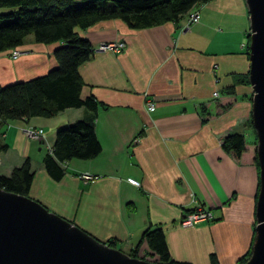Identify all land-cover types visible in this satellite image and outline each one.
<instances>
[{
	"label": "crops",
	"instance_id": "crops-1",
	"mask_svg": "<svg viewBox=\"0 0 264 264\" xmlns=\"http://www.w3.org/2000/svg\"><path fill=\"white\" fill-rule=\"evenodd\" d=\"M77 3L83 0H75ZM197 17L152 26L129 27L120 18L85 28L93 52L78 65L80 97L101 102L96 112L66 107L56 113L0 119V173L29 159V196L97 239L115 240L124 252L145 227L159 225L170 256L189 264H238L254 238L259 168L225 150L222 138L234 131L254 136L253 88L249 81L250 21L245 0H209ZM5 10L0 7V11ZM124 40L119 50L100 44ZM62 41H36L27 34L16 56L0 51V84L26 80L57 66L54 49ZM233 99L213 114L215 96ZM231 92V93H230ZM217 95V96H218ZM218 96V97H219ZM146 100H153L152 108ZM212 112L202 120L200 102ZM94 116L100 150L90 158L71 157L53 178L42 158L51 151L56 130ZM41 127L40 138L23 128ZM96 176L84 179L82 174ZM134 177L139 185L129 183ZM213 218L180 223L196 205ZM138 255L157 257L145 240Z\"/></svg>",
	"mask_w": 264,
	"mask_h": 264
},
{
	"label": "trees",
	"instance_id": "trees-1",
	"mask_svg": "<svg viewBox=\"0 0 264 264\" xmlns=\"http://www.w3.org/2000/svg\"><path fill=\"white\" fill-rule=\"evenodd\" d=\"M206 1L209 0H83L80 3L75 0H0V7L5 9L0 11V51L18 46L27 34H32L39 42L62 41L53 51L57 66L26 80L0 84V119L49 116L66 107L80 106L94 114L102 103L91 94L80 97L83 80L78 72V65L91 56L93 48L75 28H85L108 18H120L133 28L177 22ZM218 96L212 98L215 105L213 114L220 112L233 99L228 94ZM207 102H200L202 120L213 115ZM221 145L236 159L250 160L258 166L255 132L252 139L239 131L230 132L222 138ZM5 147V143H0V148ZM99 150L94 116L90 115L59 127L52 149L44 154L42 163L47 172L58 179L64 172L62 162L71 157L90 158ZM32 177L33 171L26 158L9 174L0 173V187L29 195ZM143 240L157 255L155 261L189 264L170 256L159 225L145 227L137 244L127 253L139 256L138 246ZM106 243L116 247L115 240L110 239ZM251 247L238 259V264L246 260ZM210 259L215 264L213 255Z\"/></svg>",
	"mask_w": 264,
	"mask_h": 264
},
{
	"label": "water",
	"instance_id": "water-1",
	"mask_svg": "<svg viewBox=\"0 0 264 264\" xmlns=\"http://www.w3.org/2000/svg\"><path fill=\"white\" fill-rule=\"evenodd\" d=\"M249 13V81L259 188L255 239L241 264H264V0H245ZM0 264H162L110 246L38 200L0 187Z\"/></svg>",
	"mask_w": 264,
	"mask_h": 264
},
{
	"label": "built area",
	"instance_id": "built-area-1",
	"mask_svg": "<svg viewBox=\"0 0 264 264\" xmlns=\"http://www.w3.org/2000/svg\"><path fill=\"white\" fill-rule=\"evenodd\" d=\"M197 17V10L196 9H191L187 13V24L195 19ZM125 46L124 40H118L116 42H110V43H104L100 44L99 48H111L113 50H119ZM20 50L17 48H11L10 49V56H16L18 55ZM212 95L216 96L218 95L217 90L212 91ZM154 106V101L153 100H146V107L147 108H152ZM23 133L26 137H33V138H40L43 133V129L41 127H32L28 126L23 128ZM82 177L86 180L92 179L96 176H92L89 173L82 174ZM126 180L134 185H139V181L134 178V177H127ZM213 218V213L211 209L206 208L202 206L201 204L196 205L193 209L189 210L188 212L185 213V215L180 219V223L184 226H189L195 222H198L200 220L204 219H211Z\"/></svg>",
	"mask_w": 264,
	"mask_h": 264
},
{
	"label": "rangeland",
	"instance_id": "rangeland-1",
	"mask_svg": "<svg viewBox=\"0 0 264 264\" xmlns=\"http://www.w3.org/2000/svg\"><path fill=\"white\" fill-rule=\"evenodd\" d=\"M255 223H256V217H255ZM254 239H255V231H254V238H253V240H252V244H253V242H254ZM144 258H145V259H148V260H152V261H154V262H157V261H155V259H156L157 257H154V256H150V255L145 256V255H144Z\"/></svg>",
	"mask_w": 264,
	"mask_h": 264
}]
</instances>
